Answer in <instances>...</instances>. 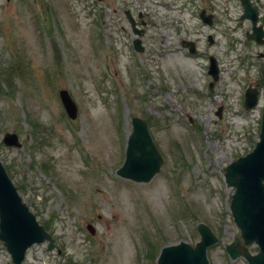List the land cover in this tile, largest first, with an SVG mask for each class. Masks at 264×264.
<instances>
[{
  "label": "rangeland",
  "instance_id": "rangeland-1",
  "mask_svg": "<svg viewBox=\"0 0 264 264\" xmlns=\"http://www.w3.org/2000/svg\"><path fill=\"white\" fill-rule=\"evenodd\" d=\"M172 1L0 0V160L55 239L53 250L32 246L23 264H157L166 245L195 246L199 223L219 238L209 264H248L226 252L240 230L224 169L259 140L263 99L250 111L242 100L260 73L238 65L247 55L264 65V48L246 39L251 24L238 0H211L212 27L200 21L199 6L181 9L180 0L170 11ZM128 9L149 21L142 54L132 46ZM260 14L264 27V2ZM182 40L197 44L196 56ZM209 56L221 69L213 90ZM63 89L78 106L76 120L65 113ZM133 116L150 121L164 158L149 183L116 174ZM7 133L22 148L5 145ZM122 232L128 252L119 261L113 241ZM0 264H13L2 241Z\"/></svg>",
  "mask_w": 264,
  "mask_h": 264
},
{
  "label": "water",
  "instance_id": "water-1",
  "mask_svg": "<svg viewBox=\"0 0 264 264\" xmlns=\"http://www.w3.org/2000/svg\"><path fill=\"white\" fill-rule=\"evenodd\" d=\"M242 1L245 5L243 18L250 19L254 26V34L250 37L261 44L264 30L262 27H257V9L251 8L248 0ZM201 18L212 25L213 16L207 18L202 14ZM210 42H213L211 38ZM140 45V40H136V49L142 51ZM183 45L184 47L190 45V52L196 53L194 44L184 42ZM210 73L215 80L218 79V70L213 59ZM258 97V90L248 89L245 93L244 106L247 109L253 108L258 103ZM60 98L69 117L76 119L78 108L69 92L62 90ZM132 126V133L128 137L126 159L117 174L125 179L147 183L160 171L163 158L153 142L147 123L134 117ZM3 142L8 146H22L16 134H6ZM224 172L227 185L236 189L231 200V212L244 241L242 245L240 239L236 238L233 244L227 247V251L233 260L243 256L249 264H264V111L260 140L255 148L246 156L230 163ZM89 230L94 232L91 227ZM198 231L201 241L195 247L185 242L164 247L157 264H209L207 248L216 243L218 238L204 224L198 226ZM0 239L12 254L14 264L22 263L27 249L33 244L50 240L49 249H52L54 243L45 228L37 222L36 217L23 203L1 161ZM254 242L259 246L260 252L252 255L247 246Z\"/></svg>",
  "mask_w": 264,
  "mask_h": 264
},
{
  "label": "flooded vegetation",
  "instance_id": "flooded-vegetation-1",
  "mask_svg": "<svg viewBox=\"0 0 264 264\" xmlns=\"http://www.w3.org/2000/svg\"><path fill=\"white\" fill-rule=\"evenodd\" d=\"M221 1V0H220ZM264 2V0H251V3L253 6H256L258 8V10H260L262 8V3ZM211 3H213V1L211 0H188L187 3L184 5V9L185 8H189L190 6L193 8H196L197 6H199V10H207L208 12H210L208 10L209 6L211 5ZM178 4V0H173L170 4V9H175L177 7ZM205 6L207 8H205ZM230 5H228L229 7ZM138 25H139V21H138ZM124 29V28H122ZM146 34V32H145ZM258 57L262 60H264V54L259 53ZM251 59H253L252 57L246 56V59L244 60L245 63H250L248 66H246L245 68L248 69V71H253V70H259L258 72L260 73V75L257 77V79L253 82H249L247 85H251L254 87H257L259 89L262 90V72L264 70V65H256V64H252L251 63Z\"/></svg>",
  "mask_w": 264,
  "mask_h": 264
},
{
  "label": "bare ground",
  "instance_id": "bare-ground-1",
  "mask_svg": "<svg viewBox=\"0 0 264 264\" xmlns=\"http://www.w3.org/2000/svg\"><path fill=\"white\" fill-rule=\"evenodd\" d=\"M113 243H114L115 251L118 253V259L119 261L120 260L122 261L128 252V242L126 240V235L123 232L120 233L116 237V239H114Z\"/></svg>",
  "mask_w": 264,
  "mask_h": 264
}]
</instances>
